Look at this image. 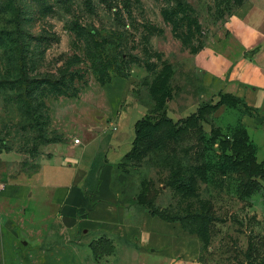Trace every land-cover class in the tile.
<instances>
[{
    "label": "rangeland",
    "instance_id": "obj_1",
    "mask_svg": "<svg viewBox=\"0 0 264 264\" xmlns=\"http://www.w3.org/2000/svg\"><path fill=\"white\" fill-rule=\"evenodd\" d=\"M247 1L0 0V264H168L61 221L48 187L106 165L127 220L179 222L199 264H264V112L229 76Z\"/></svg>",
    "mask_w": 264,
    "mask_h": 264
},
{
    "label": "crops",
    "instance_id": "obj_2",
    "mask_svg": "<svg viewBox=\"0 0 264 264\" xmlns=\"http://www.w3.org/2000/svg\"><path fill=\"white\" fill-rule=\"evenodd\" d=\"M228 27L244 51L232 65L230 79L236 83L238 96L264 112V0H248L229 18ZM109 166L102 169L100 185L93 191L82 186L79 178H85L87 171L77 166L68 179L48 187L46 193L57 201L65 227L81 226L96 235H107L116 240V251L132 252L138 258L163 257L168 264H199L200 240L185 232L179 222L148 212L142 214L140 222L127 220L126 208L110 186ZM131 245L134 248L130 249Z\"/></svg>",
    "mask_w": 264,
    "mask_h": 264
},
{
    "label": "trees",
    "instance_id": "obj_3",
    "mask_svg": "<svg viewBox=\"0 0 264 264\" xmlns=\"http://www.w3.org/2000/svg\"><path fill=\"white\" fill-rule=\"evenodd\" d=\"M25 77H26V75H25ZM26 79H27V77H26ZM27 83H28V81H27ZM143 122H144L143 120H139V121L137 122L136 127H137V134H138V135H139V133H140V128H141ZM130 153H132V151H131ZM130 153H128V154L126 155V157H127ZM93 190H95V189H93ZM93 190H91V191H93ZM150 214H152L153 216H158V217H160V218H162V219H164V220H167V221H174V220H169V219H167V218H164V217H162V216H159V215L154 214V213H151V212H150ZM192 234H193V233H192Z\"/></svg>",
    "mask_w": 264,
    "mask_h": 264
},
{
    "label": "water",
    "instance_id": "obj_4",
    "mask_svg": "<svg viewBox=\"0 0 264 264\" xmlns=\"http://www.w3.org/2000/svg\"><path fill=\"white\" fill-rule=\"evenodd\" d=\"M246 54H251V53H248V52H247Z\"/></svg>",
    "mask_w": 264,
    "mask_h": 264
}]
</instances>
